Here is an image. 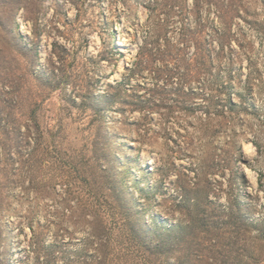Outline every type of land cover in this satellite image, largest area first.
<instances>
[{
	"label": "rangeland",
	"instance_id": "obj_1",
	"mask_svg": "<svg viewBox=\"0 0 264 264\" xmlns=\"http://www.w3.org/2000/svg\"><path fill=\"white\" fill-rule=\"evenodd\" d=\"M0 264H264V0H0Z\"/></svg>",
	"mask_w": 264,
	"mask_h": 264
},
{
	"label": "trees",
	"instance_id": "obj_2",
	"mask_svg": "<svg viewBox=\"0 0 264 264\" xmlns=\"http://www.w3.org/2000/svg\"><path fill=\"white\" fill-rule=\"evenodd\" d=\"M139 229H140V231H141V232H140V233H141L140 236L142 237V239L145 238V235H144V233H143V231H145V229H142V228H139ZM136 231H137V230H136ZM147 243H148V242H147ZM154 246L157 247V246H158V243H155Z\"/></svg>",
	"mask_w": 264,
	"mask_h": 264
},
{
	"label": "bare ground",
	"instance_id": "obj_3",
	"mask_svg": "<svg viewBox=\"0 0 264 264\" xmlns=\"http://www.w3.org/2000/svg\"><path fill=\"white\" fill-rule=\"evenodd\" d=\"M118 45H121L120 42H117ZM246 152H249L248 150Z\"/></svg>",
	"mask_w": 264,
	"mask_h": 264
}]
</instances>
